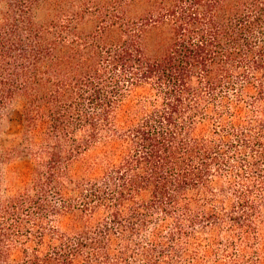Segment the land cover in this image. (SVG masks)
<instances>
[{"label":"trees","instance_id":"trees-1","mask_svg":"<svg viewBox=\"0 0 264 264\" xmlns=\"http://www.w3.org/2000/svg\"><path fill=\"white\" fill-rule=\"evenodd\" d=\"M0 264H264V0H0Z\"/></svg>","mask_w":264,"mask_h":264},{"label":"rangeland","instance_id":"rangeland-1","mask_svg":"<svg viewBox=\"0 0 264 264\" xmlns=\"http://www.w3.org/2000/svg\"><path fill=\"white\" fill-rule=\"evenodd\" d=\"M21 129V116L17 107L10 108L3 120L2 132L0 135V146L7 148L15 145L20 138L19 131Z\"/></svg>","mask_w":264,"mask_h":264}]
</instances>
